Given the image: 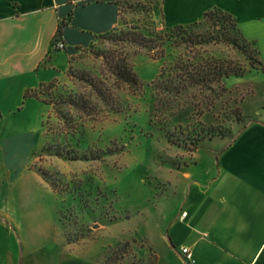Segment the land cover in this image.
I'll list each match as a JSON object with an SVG mask.
<instances>
[{"label":"rangeland","instance_id":"rangeland-1","mask_svg":"<svg viewBox=\"0 0 264 264\" xmlns=\"http://www.w3.org/2000/svg\"><path fill=\"white\" fill-rule=\"evenodd\" d=\"M119 1L122 25L69 53L60 73L29 92L48 113L30 108L3 118L1 216L24 263L177 264L171 232L193 185L264 112L253 43L239 49L211 39L225 31L212 21L169 31L163 0ZM132 27L164 34V45L149 51L123 41L120 30ZM114 55L128 60L140 86L113 74L107 57ZM214 61L241 75L179 93L163 87L179 82L176 64ZM29 125L38 127L34 138L22 135Z\"/></svg>","mask_w":264,"mask_h":264},{"label":"crops","instance_id":"crops-1","mask_svg":"<svg viewBox=\"0 0 264 264\" xmlns=\"http://www.w3.org/2000/svg\"><path fill=\"white\" fill-rule=\"evenodd\" d=\"M118 1L0 0L2 157L9 134L1 126L3 118L28 114L30 108L48 113L46 104L25 94L60 73L68 65L61 60L68 59L76 48L120 27ZM215 7L236 18L264 64V0H163L164 24L174 27L200 22L205 12ZM61 20L68 21L63 35L67 56L51 52ZM25 131L23 136L34 138L38 127L29 125ZM184 211L188 214L184 218L179 215L171 237L177 251L188 246L194 259L188 263L180 253L177 264H264V112L243 127L204 179L195 182ZM1 215L3 208L0 264H23L21 244Z\"/></svg>","mask_w":264,"mask_h":264},{"label":"trees","instance_id":"trees-1","mask_svg":"<svg viewBox=\"0 0 264 264\" xmlns=\"http://www.w3.org/2000/svg\"><path fill=\"white\" fill-rule=\"evenodd\" d=\"M117 4L119 5L121 10L120 1H118ZM210 21H212L216 26H220L221 30L222 29L225 30V31H219L217 38H211V39L215 41L224 40L225 42L231 43L234 46L238 47L239 49L244 48L246 43H250V41H248L245 38L241 30L239 29L236 18L231 13L218 7L207 10L204 14V18L202 21L195 22L193 24H190L189 26H194ZM67 25H68V21L66 20H61L59 22L57 32L52 42L51 52L56 51L54 50V46L58 41H63L64 28ZM183 26L185 25H176L174 27H167V28L169 29V31H174L175 29ZM229 29L234 30L237 33V35L235 36L228 33ZM113 31H116V29ZM113 31H110L105 34H100L98 36H105L106 34H109ZM119 33L123 41L140 47L147 48L149 49V51H153L157 45L162 47L165 42L164 34L160 32H151L150 36H147L141 33L136 27H132L129 30L121 29ZM241 39L242 41H244L243 44L240 43ZM162 56H164V52L161 54L160 57ZM107 59H109V64L111 66L113 74L120 81L135 88L141 85L139 76L134 71L133 67L126 58H120L119 56L114 55L113 57L111 56V58L107 57ZM259 63L264 69L263 62L260 60ZM175 69H179L181 71L179 72L180 74L177 75L179 82H174L172 84L169 85L166 84L165 86H163L169 92L179 93L181 92L182 89H187L189 85L194 87L204 88L212 83H220L224 78H227L232 74L241 75L239 70H232L229 67L222 64L221 62H216V61L206 65L186 64L184 69L182 68V66H177L176 64ZM164 73H165L164 68H162L159 75V79L157 80V82L154 83L155 87L157 88L161 87ZM29 92L31 91H27L25 97L30 96Z\"/></svg>","mask_w":264,"mask_h":264},{"label":"built area","instance_id":"built-area-1","mask_svg":"<svg viewBox=\"0 0 264 264\" xmlns=\"http://www.w3.org/2000/svg\"><path fill=\"white\" fill-rule=\"evenodd\" d=\"M64 48H65V43H64V41H58V42L55 44V46H54V50H56V51H57V50H62V49H64ZM187 214H188V212H186V211L182 212V217H183V218L186 217ZM180 253L184 256L185 260H186L188 263H190V262L193 261V259H194V254H193V252H192V250H191L190 247H188V246H182V247L180 248Z\"/></svg>","mask_w":264,"mask_h":264}]
</instances>
